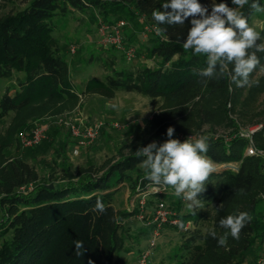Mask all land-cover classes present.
<instances>
[{"label": "trees", "instance_id": "16d2710c", "mask_svg": "<svg viewBox=\"0 0 264 264\" xmlns=\"http://www.w3.org/2000/svg\"><path fill=\"white\" fill-rule=\"evenodd\" d=\"M209 1L213 0H199L210 13L212 4L208 5ZM166 2L170 0H30L23 9L0 16V79L10 78L15 71L23 74L17 81L18 87L12 92L6 89L0 97V122L10 111L27 107L37 99L77 98L66 63L52 46V19L68 8L94 7L102 14L113 16L137 12L166 30L161 32L162 37L151 41L147 50L149 56L159 59L158 66H145L134 72L115 69L112 62L103 61L109 73L103 80L88 79L86 90L102 88L112 92L122 89L151 98L160 96L187 101L204 92L226 89L229 76L213 79L199 76L198 73L207 67L206 57L183 48L191 18L183 26L160 25L152 18L153 10L165 11L162 4ZM215 2L233 7L231 0ZM252 2L249 0L239 9L248 23L254 12L250 6ZM259 3L264 4V0ZM229 68L231 70L233 65ZM209 138L206 155L222 169L213 171L198 199L214 205L180 214L184 224L191 221L194 225L184 227L177 264H255L258 251L264 245V163L257 154H245L246 140L242 137ZM253 140L256 148L264 149V120L254 132ZM143 159L134 152L114 161L99 176L85 175L77 179L67 176L57 186L38 183L28 192L11 190L36 182L38 176L32 166L15 160L2 168L0 179L4 194L0 203L6 206V213L0 219V264L118 262L116 253L124 246V220L136 210L117 209L114 196L124 172L142 163ZM228 163H236L237 167H228ZM146 180H140V185ZM98 199L105 204L104 213L92 210ZM244 211L252 220L242 229L240 239L229 235L227 246H218L210 232L215 231L219 238L227 231L219 226V220ZM205 221L210 222L211 228L203 231ZM75 241H83L78 253Z\"/></svg>", "mask_w": 264, "mask_h": 264}, {"label": "rangeland", "instance_id": "374dc122", "mask_svg": "<svg viewBox=\"0 0 264 264\" xmlns=\"http://www.w3.org/2000/svg\"><path fill=\"white\" fill-rule=\"evenodd\" d=\"M29 1L0 0V16L23 9ZM212 3L213 1H209L208 5ZM128 10L133 11V8L128 7ZM119 19L126 21L123 27L125 44L136 49L132 60H126L123 53L114 47L99 44L101 25L108 20ZM52 23V46L65 61L67 74L78 96L60 101L37 99L27 107L10 111L2 118L0 170L15 160H21L32 166L38 176L35 183L13 188L12 192H28L38 183L57 186L67 176L73 179L85 175L99 176L121 157L152 142L158 145L166 142L169 139V127L175 129L172 138L183 142L200 135L224 138L264 120V52L256 53L260 64L250 75L249 85L237 87L229 78L226 89L204 92L187 101L160 96L151 98L122 89L112 92L102 88L86 90L85 83L88 79L94 77L103 80L109 73L103 61L112 62L115 69L134 72L145 66L159 65V59L149 56L147 52L157 35H148L146 38L142 35L143 25L154 23L153 20L137 12L113 16L88 7L85 10L68 8L65 13L59 12L53 17ZM249 25L261 33L258 43H264V12L254 10ZM71 47H75L74 52ZM22 75L15 71L10 78L0 79V97L6 89L12 92L17 88V81ZM58 118L84 125L101 122L100 136L88 146H79L78 153H74L73 149L78 146V142L71 136L67 125L61 122L49 126L47 137L40 146H21L19 139L22 134L38 123H50ZM245 147L246 145L244 151ZM141 164L124 172L113 201L117 209L133 210L135 191L141 184L140 180L146 179ZM213 166L215 170L222 169L214 163ZM1 183L0 179V197L4 194ZM142 186L148 191V210L160 199L165 200L180 214L193 210L188 207L190 202L175 196L171 187L155 185L148 179ZM154 187L159 188L158 192H153L156 189ZM200 204L201 209H209L214 205L204 200H200ZM5 213L6 206L0 203V219ZM183 225L189 227L194 223L188 221ZM209 228L210 222H203L202 230ZM122 233L125 237L124 246L116 253L119 261L114 264H138L139 254L149 247L152 237L150 228L132 214L125 218ZM183 233L184 227L168 224L162 226L155 245L150 249L148 264H177ZM258 257H264V245L258 251Z\"/></svg>", "mask_w": 264, "mask_h": 264}, {"label": "clouds", "instance_id": "9594fccd", "mask_svg": "<svg viewBox=\"0 0 264 264\" xmlns=\"http://www.w3.org/2000/svg\"><path fill=\"white\" fill-rule=\"evenodd\" d=\"M236 7L227 3H216L213 0L211 11L199 0H170L162 4L165 11L153 10L152 18L160 25L183 26L191 18V27L183 42L184 50L191 49L195 55L206 57L207 67L198 75L209 79L229 76L237 87L250 84V75L260 64L256 53L264 52V43H258L261 33L250 26L242 9L249 0H231ZM251 8L256 12H264L259 0H253ZM170 9V11H168ZM165 29L157 28V35ZM233 65L230 70L229 66ZM175 129L169 127V139L158 145L152 142L136 151L137 157H144L141 167L145 170V178L155 185L168 186L174 189V195L189 201V208H200L198 195L206 189V182L213 173V162L207 157L209 136L188 138L184 142L173 139ZM222 206V205H221ZM93 211L104 213L105 204L97 200ZM252 216L244 211L238 215H228L219 220V226L227 231L217 238L215 231L210 236L217 240V245L226 247L229 235L240 239L242 229L250 223ZM183 228V222L179 224ZM75 248H83V241H75Z\"/></svg>", "mask_w": 264, "mask_h": 264}, {"label": "built area", "instance_id": "2783aa9c", "mask_svg": "<svg viewBox=\"0 0 264 264\" xmlns=\"http://www.w3.org/2000/svg\"><path fill=\"white\" fill-rule=\"evenodd\" d=\"M125 25L126 21L123 19L103 23L99 28V44L103 47H114L123 53L126 60H132L136 55V49L133 46L125 44L123 34V27ZM157 28L159 27L154 23H145L143 25L142 35L145 38L148 35H157ZM157 36L162 37L161 34ZM71 51L74 52L75 47H71ZM61 122H64L67 125L71 136L78 142V146L73 149L74 153H78L79 146H88L100 136L101 122L92 125H84L81 122L67 121L58 118L50 123H38L27 133L22 134L19 139L21 146L24 148H30L40 144L46 139L49 126L53 124L58 125ZM259 127L260 124L249 126L245 129L238 130V134H231L230 136L224 137V139L229 140L237 136L244 138L246 140L245 154H257L262 158V163H264V149L256 148L253 140V134ZM228 164L237 167L236 163ZM158 190L159 188L153 189V192H158ZM147 192L148 191H145L143 186L138 185L135 191L134 203L132 205V208L136 210L134 213L135 217L139 219L144 226L150 228L152 235L149 247L139 254L137 261L138 264L149 263L150 249L155 245L156 237L159 236L162 226L166 224L179 226L182 222L180 213L163 199L155 201L152 208L148 210L149 199L147 197ZM184 227H187V225ZM255 264H264V257H258Z\"/></svg>", "mask_w": 264, "mask_h": 264}, {"label": "water", "instance_id": "95a60500", "mask_svg": "<svg viewBox=\"0 0 264 264\" xmlns=\"http://www.w3.org/2000/svg\"><path fill=\"white\" fill-rule=\"evenodd\" d=\"M226 166L236 168V167H234V166H232V165H230V164H227Z\"/></svg>", "mask_w": 264, "mask_h": 264}]
</instances>
